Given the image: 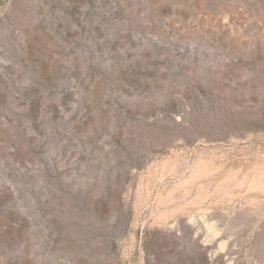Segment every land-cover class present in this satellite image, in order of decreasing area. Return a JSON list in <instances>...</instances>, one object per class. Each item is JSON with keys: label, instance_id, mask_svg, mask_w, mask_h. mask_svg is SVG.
I'll return each mask as SVG.
<instances>
[{"label": "rangeland", "instance_id": "rangeland-1", "mask_svg": "<svg viewBox=\"0 0 264 264\" xmlns=\"http://www.w3.org/2000/svg\"><path fill=\"white\" fill-rule=\"evenodd\" d=\"M0 264H264V0H0Z\"/></svg>", "mask_w": 264, "mask_h": 264}]
</instances>
